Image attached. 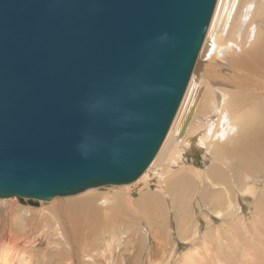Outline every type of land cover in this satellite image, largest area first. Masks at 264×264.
Here are the masks:
<instances>
[{
    "label": "water",
    "instance_id": "obj_1",
    "mask_svg": "<svg viewBox=\"0 0 264 264\" xmlns=\"http://www.w3.org/2000/svg\"><path fill=\"white\" fill-rule=\"evenodd\" d=\"M216 3L0 0V197L34 204L137 180L173 124Z\"/></svg>",
    "mask_w": 264,
    "mask_h": 264
},
{
    "label": "bare ground",
    "instance_id": "obj_2",
    "mask_svg": "<svg viewBox=\"0 0 264 264\" xmlns=\"http://www.w3.org/2000/svg\"><path fill=\"white\" fill-rule=\"evenodd\" d=\"M198 54L163 145L145 172L127 185L139 186L142 192L136 196L122 189L124 186L108 184L75 196H56L49 205L42 199L32 204L17 196L0 197V264H99L102 258L109 259V264H125L137 252V240L143 231L164 250L168 248V240L158 241L157 222L159 216L165 220L172 207L180 219V237L188 243L197 238L203 224L184 219L179 203L185 192L189 193L187 198L199 197L201 186L199 209L206 210L207 202L211 205L208 223L223 217L228 231L239 234L242 200L245 204L251 201L247 211L255 206L252 215L244 217L246 223L249 218L250 225L256 227L264 221V184L259 185L264 182L260 178L264 176V0H217ZM197 148L211 160L204 169L195 160L188 165L187 156ZM18 199L34 207L21 205ZM132 227L136 232L125 236ZM222 228L200 234L207 244L219 245L224 229H228ZM258 237L263 240L259 239L262 247L257 249L261 251L264 239ZM125 238L124 251L115 258L113 247L123 244ZM251 239L255 240L253 236ZM250 244L255 253L259 245ZM218 255L217 262L222 259L220 252ZM261 259L254 262L264 264V256Z\"/></svg>",
    "mask_w": 264,
    "mask_h": 264
},
{
    "label": "rangeland",
    "instance_id": "obj_3",
    "mask_svg": "<svg viewBox=\"0 0 264 264\" xmlns=\"http://www.w3.org/2000/svg\"><path fill=\"white\" fill-rule=\"evenodd\" d=\"M198 150H192L189 155L187 156L188 157V165L191 166V162L193 160H195L196 162H198L197 164L202 167L203 169L206 168L210 163H211V160L208 158H206L204 156V151L201 150L200 148H197ZM200 151V152H199ZM203 151V152H202ZM204 157V158H203ZM262 182L264 181V176L260 177ZM136 181V180H135ZM134 181V182H135ZM133 183V182H132ZM132 183H128V184H111V185H120V186H124L122 187V189L124 190H131L132 192H134V194L136 196H138L142 191L139 189V186H131V187H127V185L129 184H132ZM264 184L259 182V185L262 186ZM106 186V185H104ZM192 186L194 188V182L192 181ZM108 187V186H106ZM93 188V187H91ZM202 190L204 189L203 186H201ZM262 187H259V189H261ZM87 190V189H86ZM85 191V190H84ZM144 191V190H143ZM199 191V197H193L195 193H193V198H187V196L189 195V193L187 194L185 192V194L183 195V197L180 199V205L183 207L185 204H187V207L185 209V207H181L182 211H184V217H183V214H182V211L180 210V215L181 218L183 217L184 219H186L189 223H193L195 224L194 222H196L197 224H203L201 226V231L200 233L203 234H207V233H210V231L212 229H219V228H224L226 226V228L228 229H224L226 232L225 234H223V237L220 238L219 240V245H215V244H207V242L205 241V237L202 236L200 233L199 235L197 236L196 239L186 243V241H182L183 239L180 237V234H179V223H180V219L179 217L176 215V213L174 214V209L172 207V209L167 212V218L163 221H161V216L160 217V220L157 222L159 225V230L157 231V233L159 234V239L158 241H162L164 239L168 240V242H170V244L168 245V248H166L164 250V247H162L161 245H157L156 243H154L152 240H150L145 234V232L143 231L141 233V236L138 237V240H137V244H138V247H137V252L133 255H131V258L129 256L127 262L125 264H205L204 262H206L208 259L209 261L206 262V264H254L255 260L257 261L258 259V262L261 261V257H263V253H262V249H263V252H264V248L261 249V251H258L260 250V248L262 247V245H260V241L262 240L261 238H259L258 236L262 237L264 239V235L263 233L260 231L263 230L264 232V221H260V223H257V226L254 227V225H250L251 223L249 222L250 219L247 218L249 221H245L244 217L247 216V217H250V215H252V211L254 210L253 208L255 206L251 205V209L249 211H247V209L249 208V205L251 204V201L248 202L245 204L246 201L242 200L240 202V205L243 206V211L244 213H242L240 216H242V219L240 220V231H239V234L238 233H233V232H230L228 231L229 230V225L225 224L223 222V220L225 218L221 217L222 219H218V218H215L213 222H210L208 223V218L206 217L207 214H209L211 211H210V208H211V205L209 204V202H207V205L204 206V208H206V210H204L203 208L199 209V200H201L202 198L201 195L203 192ZM83 192V191H82ZM82 192H79L78 194L82 193ZM194 192H195V189H194ZM206 192V191H205ZM78 194H69V195H61V196H57L56 198L58 197H69V196H75V195H78ZM186 197V198H185ZM6 198H10V197H6ZM54 198V199H56ZM204 198V196H203ZM54 199L52 200H44L46 203H44L45 205H49V203L51 204L50 201H53ZM26 200H28V198L26 197ZM191 200V201H190ZM251 200H253V198H251ZM19 204L21 205H29V206H32L34 207V205H30L29 203H23L21 202L19 199ZM41 201V200H40ZM43 201V200H42ZM188 201V202H187ZM198 201V202H197ZM184 204H183V203ZM186 202V203H185ZM194 202V203H193ZM41 203V202H40ZM39 203V206L40 205ZM182 203V204H181ZM192 203V204H191ZM198 204V207L197 205L195 204ZM245 204V206H244ZM248 205V206H247ZM37 207V206H35ZM246 207V208H245ZM198 209V210H197ZM196 210V211H195ZM201 210V211H200ZM210 211V212H209ZM191 212V213H190ZM251 213V214H250ZM178 214V213H177ZM192 215V216H191ZM196 215V216H195ZM205 215V216H204ZM179 220V221H178ZM201 220V222H200ZM224 223H222V222ZM226 221V220H225ZM199 222V223H198ZM228 222V221H226ZM171 223V224H170ZM219 223V224H218ZM209 224H210V228H209ZM215 224V225H214ZM220 224L221 227H220ZM247 224H248V230H245V226L247 227ZM214 225V226H213ZM225 225V226H224ZM256 225V224H255ZM258 225H262V226H258ZM172 226V227H170ZM217 228H216V227ZM242 226V227H241ZM251 226V227H250ZM253 226V227H252ZM260 227V229L258 228ZM262 227V228H261ZM222 228V229H223ZM243 228V229H242ZM171 230L173 231V233H171ZM136 232V227H132L130 228L127 232H125V236H130L132 234H134ZM243 232V233H242ZM259 232V233H258ZM227 233H229V235H227ZM231 233V234H230ZM233 233V234H232ZM256 233L258 235H256ZM262 233V234H261ZM203 234V235H204ZM244 234V235H243ZM251 234V236H250ZM173 235V236H172ZM232 235V236H231ZM241 235V236H240ZM247 237H246V236ZM172 238H170V237ZM237 236V237H236ZM240 236V237H238ZM252 236L254 237L255 240L251 239ZM230 237V239H229ZM234 237V238H233ZM244 237V239H242ZM246 237V238H245ZM250 237V238H249ZM258 237V238H257ZM170 238V239H169ZM227 238V239H226ZM240 240H239V239ZM235 241H234V240ZM251 239V240H250ZM260 239V241H259ZM202 240V241H201ZM228 240V242H226ZM230 240V241H229ZM233 242H232V241ZM240 242H239V241ZM243 240V241H242ZM247 240V241H246ZM126 238L123 239V241H121L123 244H120V243H117L116 245H114L113 247V251L115 252L116 250V256L115 258L121 254L122 251H124V246L126 245ZM238 241V242H236ZM253 241V242H252ZM263 241V240H262ZM198 242V243H197ZM203 242V243H202ZM254 242H257V244L259 246L256 247V249L254 248L255 250V253L253 251V247L251 246V248L248 247V243H254ZM195 243V245H194ZM202 243V244H201ZM205 243V244H204ZM233 243H238L241 245V247L238 245V244H233ZM156 244V246H154ZM175 246H174V245ZM201 244V245H200ZM197 245V246H196ZM244 245V246H243ZM252 245V244H250ZM249 245V246H250ZM116 246V247H115ZM160 246V247H159ZM191 246H194V247H191ZM196 246V247H195ZM207 246V247H206ZM243 246V247H242ZM51 247V245L49 246V248ZM190 247V248H189ZM198 247V248H197ZM203 247V248H202ZM212 247V248H211ZM246 247L248 248V252H247V249L244 250L243 248ZM46 248V250H48L49 248L48 247H44ZM196 248V249H195ZM201 248V249H200ZM208 248V249H207ZM216 248V249H215ZM221 248V249H219ZM157 249V250H155ZM189 249V250H188ZM192 249V250H191ZM197 252V250H199ZM207 249V250H206ZM219 249V250H218ZM224 249V251H223ZM258 249V250H257ZM206 250V251H204ZM210 250H213L210 252ZM226 250V251H225ZM243 250L245 252H243ZM257 250V252H256ZM208 251V253H207ZM228 251V252H227ZM152 252V253H151ZM197 252V253H196ZM202 252V253H201ZM204 252H205V255H204ZM220 252V258L221 260L217 262V258H219V255L218 253ZM239 252V253H238ZM250 252V253H249ZM127 253H130L129 251H127ZM199 253V254H198ZM246 253V254H244ZM262 253V254H261ZM231 254V255H230ZM122 255V254H121ZM208 255V256H207ZM217 255V256H216ZM253 257V259L250 257ZM253 255V256H252ZM186 256V257H185ZM205 256V257H204ZM245 256V257H244ZM247 256V257H246ZM259 258H258V257ZM190 259H187L189 258ZM211 257V258H210ZM255 257V258H254ZM234 260H233V259ZM240 258H241V261H240ZM245 260H244V259ZM251 258V259H250ZM258 258V259H257ZM255 259V260H254ZM105 260V258H102L101 261L99 262V264H109V259H106L105 262H103ZM191 260V261H190ZM253 260V261H251ZM109 261V262H108ZM190 261V262H189ZM201 261L203 263H201ZM248 261L250 263H248ZM103 262V263H102ZM239 262V263H238ZM252 262V263H251ZM254 262V263H253ZM256 262L255 264H262V263H258ZM262 262V261H261Z\"/></svg>",
    "mask_w": 264,
    "mask_h": 264
}]
</instances>
